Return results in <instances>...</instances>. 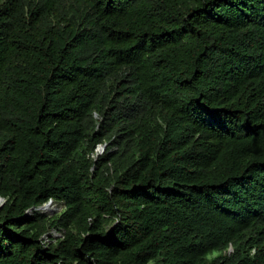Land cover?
Returning a JSON list of instances; mask_svg holds the SVG:
<instances>
[{"label": "trees", "instance_id": "trees-1", "mask_svg": "<svg viewBox=\"0 0 264 264\" xmlns=\"http://www.w3.org/2000/svg\"><path fill=\"white\" fill-rule=\"evenodd\" d=\"M0 198V264H264V0H0Z\"/></svg>", "mask_w": 264, "mask_h": 264}, {"label": "clouds", "instance_id": "clouds-1", "mask_svg": "<svg viewBox=\"0 0 264 264\" xmlns=\"http://www.w3.org/2000/svg\"><path fill=\"white\" fill-rule=\"evenodd\" d=\"M99 146H101V145H98V147H99ZM104 146H105V145H104ZM98 147H97V149H98ZM97 149H96V152H97ZM103 151H104V150H103ZM103 151H102V152H103ZM102 152H101V153H102ZM97 153H98V152H97ZM97 153H96V156L99 155V154H97ZM101 153H100V154H101ZM52 203H53V202L49 201V202L45 203L44 205H42L41 207H39L38 210H39V211H42V210L45 211V209H46V208H49V207L51 206ZM2 204H3V203H2ZM53 204H54V205H53V207H52L51 210H50L51 213L54 212V211H56V210H55V207H54V206L56 205V203H53ZM32 210H33V209L28 210V213L30 214ZM47 212H48V211H47ZM42 213H43V212H42ZM51 213H50V214H51ZM54 233H56V232H54ZM54 233H53V235L56 236ZM56 234H59V233H56ZM59 235H60V234H59ZM59 235H58V236H59Z\"/></svg>", "mask_w": 264, "mask_h": 264}, {"label": "rangeland", "instance_id": "rangeland-1", "mask_svg": "<svg viewBox=\"0 0 264 264\" xmlns=\"http://www.w3.org/2000/svg\"><path fill=\"white\" fill-rule=\"evenodd\" d=\"M53 205H54V204L52 203L51 206H50V209L53 207ZM54 207H55V210H56V211H54V212H52V213H51V212L48 213V212H46V211H44V210H42L41 212H43V213H45V214H47V215H52L53 213L60 211L61 208H62V206H61L60 204H56ZM50 213H51V214H50ZM54 234H55L56 236L59 235V234H56V233H54Z\"/></svg>", "mask_w": 264, "mask_h": 264}, {"label": "water", "instance_id": "water-1", "mask_svg": "<svg viewBox=\"0 0 264 264\" xmlns=\"http://www.w3.org/2000/svg\"><path fill=\"white\" fill-rule=\"evenodd\" d=\"M105 146L104 145H101L98 147L97 149V154H100L103 150H104ZM4 202V199L3 198H0V206L2 205V203Z\"/></svg>", "mask_w": 264, "mask_h": 264}, {"label": "bare ground", "instance_id": "bare-ground-1", "mask_svg": "<svg viewBox=\"0 0 264 264\" xmlns=\"http://www.w3.org/2000/svg\"><path fill=\"white\" fill-rule=\"evenodd\" d=\"M50 210H51L50 207L45 209V211L46 212L48 211V213L51 212Z\"/></svg>", "mask_w": 264, "mask_h": 264}]
</instances>
